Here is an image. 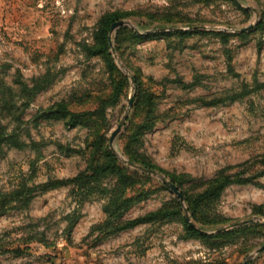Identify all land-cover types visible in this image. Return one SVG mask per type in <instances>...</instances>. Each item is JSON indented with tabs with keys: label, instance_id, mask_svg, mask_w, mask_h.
<instances>
[{
	"label": "rangeland",
	"instance_id": "1",
	"mask_svg": "<svg viewBox=\"0 0 264 264\" xmlns=\"http://www.w3.org/2000/svg\"><path fill=\"white\" fill-rule=\"evenodd\" d=\"M0 140V264H264V0H0ZM108 149L133 183L67 181Z\"/></svg>",
	"mask_w": 264,
	"mask_h": 264
},
{
	"label": "trees",
	"instance_id": "2",
	"mask_svg": "<svg viewBox=\"0 0 264 264\" xmlns=\"http://www.w3.org/2000/svg\"><path fill=\"white\" fill-rule=\"evenodd\" d=\"M128 15H129V12H114V13H108L101 18V20L98 23L97 31L95 33L96 41H97V44H99V46L97 47L85 46V49L89 56H93V55L106 52L107 49H109V44L111 42L109 34L112 31L113 24L116 21H119V19L127 17ZM180 33L185 34V32H180ZM118 93H119V87L117 88L114 98L110 102L99 107L97 109V112H104L106 106L114 104L117 100ZM58 110L68 111L66 105L63 103L58 104ZM150 111H153V108H151ZM88 113L90 112H69L70 117H71V122L75 121L77 117L87 115ZM148 127H150V124H148V122H145L142 125H140L139 131L142 129L148 128ZM130 159L133 161L136 160L135 158H132V157ZM117 162H118V159L115 153H113L111 150L108 149L105 151L104 159L102 161L97 162V163H89L87 165V168L84 171L80 172L75 177L68 179L67 181L75 185V187L80 190L88 189L89 185L109 175L116 176L117 179L124 186L133 183V177L125 174L123 169L118 166ZM142 164L145 167L150 168V169L157 168L154 164L150 162L144 161ZM248 180H249L248 178L247 179H243V178L231 179L227 177L219 185L213 187L214 189L212 191L206 192V193L209 194L211 192L221 190L223 187H225L226 185L230 183H243ZM172 182L176 184L174 179L172 180ZM183 196H185L186 198V194H184V192H183ZM160 213H162V210L156 213H149L144 216L129 220L126 222V226L130 227V226H134V225H138L140 223L146 222L149 219H151L152 216L160 214ZM190 229L201 236H206V234L202 233L203 231L200 228H199L200 230L197 228H193V227H190ZM15 251L18 253L19 250H15Z\"/></svg>",
	"mask_w": 264,
	"mask_h": 264
},
{
	"label": "water",
	"instance_id": "3",
	"mask_svg": "<svg viewBox=\"0 0 264 264\" xmlns=\"http://www.w3.org/2000/svg\"><path fill=\"white\" fill-rule=\"evenodd\" d=\"M123 24H124V20L116 21V22L113 24L112 30L116 29L118 26H122ZM253 26H254V24H251V25H249V26H247V27H245V28H242L240 31H241V32L246 31V30H248V29H251ZM202 28H203V27H189V28H178V30H184V31H186V30H190V29H202ZM131 79H132V81H133V83H134V79H133L132 76H131ZM133 100H134V95H133V96L131 97V99H130V102H129V105H130V106L133 104ZM123 123H124V122L121 121L120 124L118 125V127L113 131V133H112V135H111V137H110V143H111V144L113 143V140L115 139V137L118 135V133H119L120 130L122 129V127H123ZM126 161H127V163H128L129 165H131V166L134 167V168H137V169L142 170V171H144V172H148V173H151V174L158 175V174H157L154 170H152V169H148V168H146V167H144V166H141V165L135 164V163H133V162H131V161H129V160H126ZM161 179H162V181H163L165 184H167V185L171 188L172 191H174V192L180 197L181 201L184 202V196H183L182 193L178 190L177 186H176L171 180H169L168 178H166L165 176H162ZM185 215H186V220H187V222L189 223V226H190V227H193V228H197V229H199V227H198V226L192 221L191 216H190L189 211H188L187 208H185ZM250 221H251V220H250ZM250 221H243V222H240V223H238V224H233L232 226H228V227H226V228H221V229H219L217 232L224 231V230H226V229H228V228H230V227H233V226L246 224V223H249ZM199 230H200V229H199ZM263 250H264V245H263L261 248H259V249L256 251V253H260V252H262Z\"/></svg>",
	"mask_w": 264,
	"mask_h": 264
}]
</instances>
